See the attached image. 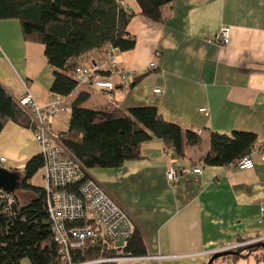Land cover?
<instances>
[{
  "label": "crops",
  "instance_id": "0c3cea01",
  "mask_svg": "<svg viewBox=\"0 0 264 264\" xmlns=\"http://www.w3.org/2000/svg\"><path fill=\"white\" fill-rule=\"evenodd\" d=\"M164 10L168 18L163 23L143 15L131 19L128 32L136 37L135 48L114 51L129 76L123 81L118 75L109 77L120 87L88 83L68 96L50 90L54 75L44 45L25 40L18 19L0 20V83L17 100L30 90L42 105L60 98L71 103L80 91L90 93L84 106L93 109L110 102L121 108L152 105L167 120L200 131L203 143L189 146L183 158L170 157L163 141L154 138L143 144V159L89 173L131 214L145 238L147 255L166 256H138L122 263L206 264L211 251L264 234V218L259 222L264 157L253 153V166L245 168L201 162L210 131H252L257 142H264V0H174ZM224 26L231 27L230 41L216 43ZM108 50L105 46L88 52L86 62L104 64ZM157 88L161 93H155ZM69 119L70 112L55 117L53 133L67 130ZM39 152L31 128L6 124L0 134V157L6 161L0 160V166L22 173L27 160ZM196 167L201 174L194 173ZM169 168L179 173L174 184L166 177Z\"/></svg>",
  "mask_w": 264,
  "mask_h": 264
},
{
  "label": "trees",
  "instance_id": "16d2710c",
  "mask_svg": "<svg viewBox=\"0 0 264 264\" xmlns=\"http://www.w3.org/2000/svg\"><path fill=\"white\" fill-rule=\"evenodd\" d=\"M172 1L134 0L132 6L128 0H0V20L18 19L25 40L44 45L54 75L50 90L68 96L79 86L77 70L87 63L85 55L88 52L105 46L120 52L133 50L137 41L128 32L131 19L143 15L163 23L168 18L164 6ZM153 70L135 76L128 87L136 85ZM102 73L110 75L106 71ZM120 86L114 84L113 89ZM89 98L87 91L76 95L69 103L68 129L55 133L57 140L87 170L117 168L126 162L143 159V144L154 138H160L165 148L173 150L180 158L186 156L189 146L203 143L200 131L185 129L167 120L156 106L121 108L118 103L110 102L104 108L93 109L84 106ZM9 121L32 130L34 127L31 115L0 83V134ZM257 141L258 135L252 131H210L209 149L201 162L224 167L237 164L251 153ZM45 163L46 158L41 152L31 156L22 169L23 176L14 191V201L8 203L7 199H2L0 202V264H23L24 259L29 260L28 264H64L53 238L47 188L31 182ZM19 189L33 192L32 198L21 203L16 195ZM74 224L88 223L81 220ZM71 252L75 261L99 256L148 254L143 233L136 225L133 235L122 247H118L115 240L99 239L96 244L87 243L84 248H75ZM229 252L212 264H223L228 257L236 262L249 255H254L258 262L264 261V241L248 243Z\"/></svg>",
  "mask_w": 264,
  "mask_h": 264
},
{
  "label": "built area",
  "instance_id": "2783aa9c",
  "mask_svg": "<svg viewBox=\"0 0 264 264\" xmlns=\"http://www.w3.org/2000/svg\"><path fill=\"white\" fill-rule=\"evenodd\" d=\"M231 27L224 26L214 41L219 44L229 43ZM104 53V64L96 61L87 62L77 70L79 85L93 83L98 87L113 89L114 83L109 77L118 75L123 81L129 76V71L118 65L116 51L108 46ZM155 63L150 65L151 68ZM102 71L110 75H103ZM161 93V89L154 90ZM20 106L32 118L33 134L40 145V152L44 154L46 163L44 177L48 191V208L51 215L53 238L59 246V252L64 264H104L107 262H128L135 259L133 256H99L91 259L75 261L72 249L84 248L87 243L96 244L97 240H126L135 231V222L131 214L124 209L99 183L77 158L57 140L51 129L55 117L63 112L70 111L69 102L65 98L53 100L47 104H39L30 90L18 99ZM205 111V109H202ZM170 157H174L173 150H167ZM257 153L264 157V142H256L251 153L238 161L242 168L252 167L251 155ZM2 162L6 157H0ZM195 174H201V167L193 169ZM179 173L169 168L166 173L167 180L174 184ZM76 186L77 188H74ZM73 187V188H72ZM7 199L8 203L14 201V193L0 190V202ZM259 222L264 218V204L260 205ZM84 220L87 225H76L77 221ZM264 241V234L252 237L249 240L236 242L232 245L220 247L210 252V255L219 252L232 251L234 248L254 242ZM166 256L150 254L144 258L155 260ZM223 264H235L231 257L226 258Z\"/></svg>",
  "mask_w": 264,
  "mask_h": 264
},
{
  "label": "rangeland",
  "instance_id": "374dc122",
  "mask_svg": "<svg viewBox=\"0 0 264 264\" xmlns=\"http://www.w3.org/2000/svg\"><path fill=\"white\" fill-rule=\"evenodd\" d=\"M129 1V0H128ZM59 115V114H58ZM96 169V168H95ZM98 169V168H97ZM22 172V171H21ZM21 176H23V172L20 174ZM95 178V177H94ZM99 183H101L98 178H95ZM31 182L35 185L38 186H45L46 185V180L44 177V168L39 170L36 175L31 179ZM102 184V183H101ZM23 191V192H22ZM16 195L19 197L21 203L27 202L29 201L32 196H33V192L29 191V190H24V189H19L17 190ZM238 242V241H237ZM125 244V240L123 239H119L118 241H116V245L118 247H122ZM229 252V251H228ZM29 260L28 259H24L23 260V264H28ZM121 264H128V263H121ZM235 264H264V261L258 262L255 258L254 255H249L247 257H240L237 259V261L235 262Z\"/></svg>",
  "mask_w": 264,
  "mask_h": 264
},
{
  "label": "water",
  "instance_id": "95a60500",
  "mask_svg": "<svg viewBox=\"0 0 264 264\" xmlns=\"http://www.w3.org/2000/svg\"><path fill=\"white\" fill-rule=\"evenodd\" d=\"M21 175L15 171L0 166V190L7 193H14L20 186ZM230 252H219L212 255L207 264H212L218 258L228 255Z\"/></svg>",
  "mask_w": 264,
  "mask_h": 264
}]
</instances>
